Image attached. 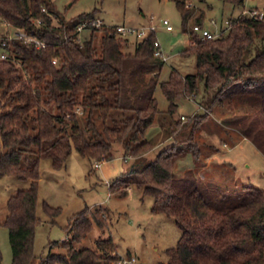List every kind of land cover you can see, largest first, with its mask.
I'll return each instance as SVG.
<instances>
[{
    "label": "trees",
    "instance_id": "1",
    "mask_svg": "<svg viewBox=\"0 0 264 264\" xmlns=\"http://www.w3.org/2000/svg\"><path fill=\"white\" fill-rule=\"evenodd\" d=\"M173 1L186 25L193 17L188 0ZM223 2L244 6L245 0ZM96 14L67 21L47 0H0L1 22L46 44L36 48L5 37L0 43L8 54L0 59V177L30 183L7 200L2 225L9 232L12 264H124L112 238L97 240L96 249L73 245L86 237L91 217L101 228L107 225L96 213L99 209L85 208L72 216L71 239L50 243L51 250H59L39 258L34 253L42 222L37 216L41 160L61 169L76 150L92 163L105 162L113 159L115 144L125 156L142 155L131 168L133 182L153 197L152 212L173 218L180 231L177 245L166 251L167 264H264V190H248L238 199L225 193L210 199L192 170L183 176L174 173L175 159L184 152L176 140L188 141V149L197 155L193 132L198 121L191 134L172 135L171 145L153 159L144 157L152 149L147 134L159 113L157 87L169 102L166 114L172 118L182 99L196 96L200 81L215 92L213 99L222 107L243 97L259 99L257 118L247 129L264 145V50L250 52L256 40L264 39V19H230L227 33L215 39L189 32V46L181 55L195 56L196 73L182 75L172 69L169 79L160 82L165 61L154 55L160 48L156 33L136 39L132 53L124 51L129 39L113 26L88 27L89 38L78 42V25ZM203 20L201 13L195 24L202 26ZM97 31L103 32L100 51L94 45ZM246 117L236 115L235 120ZM43 208L52 222L60 213L46 201Z\"/></svg>",
    "mask_w": 264,
    "mask_h": 264
},
{
    "label": "rangeland",
    "instance_id": "2",
    "mask_svg": "<svg viewBox=\"0 0 264 264\" xmlns=\"http://www.w3.org/2000/svg\"><path fill=\"white\" fill-rule=\"evenodd\" d=\"M47 2L67 21H75L78 16L97 10L96 16L107 26L156 25L158 43L169 57L161 71L160 82L169 79L172 69H177L182 75L196 73L195 56L184 57L181 51L189 46V32L193 31L195 18L201 13L204 14L202 26L219 37L227 33L228 30L223 28L226 27L228 19L242 16L244 10L264 8V0H245L244 6H233L224 3L223 0H188L193 17L184 25L182 15L173 0H47ZM164 19L170 21L172 31H167L162 25ZM15 30L14 27L0 21V43L1 38ZM89 35L90 31L87 29L78 32V42L83 44ZM102 37V31L95 33L94 45L98 51L101 50ZM128 39L124 51L132 53L134 41L140 38L129 36ZM258 50H264V39L256 40L250 52L254 54ZM1 54H4V57H1ZM7 56V52H4L0 45V59ZM53 63L58 65V60L55 59ZM214 95L215 92L207 90L204 82L200 81L196 96L182 99L177 112L171 118L166 114L169 102L158 86L155 97L159 113L154 127L149 129L147 134L152 142V149L144 157L153 159L157 151L171 145L174 142L172 135L175 138L180 134L188 136L192 132L193 124L198 121L193 132V143L197 144L198 148L197 155H194V150L188 149V141L182 143L175 139L178 149L182 146L184 152L175 159L174 173L183 176L187 170H192L201 180L202 188L210 199L222 193L238 199L248 190H264V145L247 129V126L252 125L250 121L257 118L261 101L243 97L237 99L231 107L228 104L222 107L214 101ZM50 109L53 113L56 112L54 105H51ZM236 115L248 117L240 122L235 120ZM113 156L109 161L92 163L73 150L61 169L53 168L49 159L41 160L37 216L42 222L36 230L34 244L37 258L47 255L49 251L59 250L58 248L51 250L50 243L71 239L69 222L72 216L89 208L93 211L99 209L96 213L99 217L106 218L107 225L101 228L91 217V229L86 237L73 243L76 249H96L97 240L112 238L123 259L135 258L134 262L126 264H167L166 251L175 247L180 238L175 220L164 214L153 213V197L144 194L143 189L138 188L133 182L131 168L142 155L125 156L122 147L115 144ZM97 164L101 166L97 168ZM23 165H26L25 160ZM117 180L121 181L115 183ZM113 183L115 187L110 189ZM29 185V181H22L11 175L0 177L2 264H12L9 232L2 225L7 215V200ZM44 201L52 207L60 208L54 223L44 211Z\"/></svg>",
    "mask_w": 264,
    "mask_h": 264
},
{
    "label": "built area",
    "instance_id": "3",
    "mask_svg": "<svg viewBox=\"0 0 264 264\" xmlns=\"http://www.w3.org/2000/svg\"><path fill=\"white\" fill-rule=\"evenodd\" d=\"M243 15H247L254 19L263 20L264 19V8L262 10H257V9L244 10ZM162 25L166 28L167 31L173 30V26L171 25L168 19H164L162 21ZM103 26H107V25L101 18L96 17L93 19L84 20L82 23L78 25L77 31L81 32L87 29L88 27L101 28ZM226 26L227 27L225 29H228L230 27L229 20L226 21ZM113 27L116 30L117 34L124 38H128L129 36L143 38V37H146L148 34L156 33L157 31L156 25H153V24L143 25L139 27L126 26V25H117ZM193 32L195 34H198L203 39H215L218 37L216 34H213L210 30L204 28L203 26L196 25V24L193 26ZM12 39H22L26 43H31L35 45L36 48H44L46 46L44 41L34 38L32 36H29L25 32L17 30V29L9 33L7 36H5V41L12 40ZM154 55L156 57L162 58V60L165 62H167L169 58L165 53L162 52L161 48L156 49ZM1 57H4V54H1ZM100 166L101 165H98V164L96 165L97 168H99ZM134 261H135V258L125 260L124 264L129 263V262H134Z\"/></svg>",
    "mask_w": 264,
    "mask_h": 264
},
{
    "label": "crops",
    "instance_id": "4",
    "mask_svg": "<svg viewBox=\"0 0 264 264\" xmlns=\"http://www.w3.org/2000/svg\"><path fill=\"white\" fill-rule=\"evenodd\" d=\"M228 20H230V19H228ZM226 27H227V26H226ZM226 27H225V28H226ZM225 28H223V30H224ZM159 46H160V48H161V45H159ZM161 50H162V49H161ZM162 52L165 53L163 50H162ZM196 110H197V109H196ZM153 127H154V126H152L151 128H153ZM151 128H150V130H151ZM128 189H130V188H128Z\"/></svg>",
    "mask_w": 264,
    "mask_h": 264
}]
</instances>
